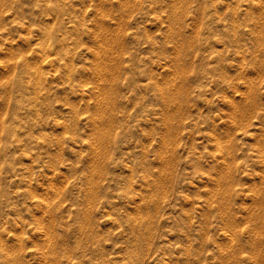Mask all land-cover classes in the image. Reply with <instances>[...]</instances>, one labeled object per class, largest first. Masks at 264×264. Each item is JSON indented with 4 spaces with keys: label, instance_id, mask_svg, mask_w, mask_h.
Listing matches in <instances>:
<instances>
[{
    "label": "rangeland",
    "instance_id": "rangeland-1",
    "mask_svg": "<svg viewBox=\"0 0 264 264\" xmlns=\"http://www.w3.org/2000/svg\"><path fill=\"white\" fill-rule=\"evenodd\" d=\"M0 264H264V0H0Z\"/></svg>",
    "mask_w": 264,
    "mask_h": 264
}]
</instances>
